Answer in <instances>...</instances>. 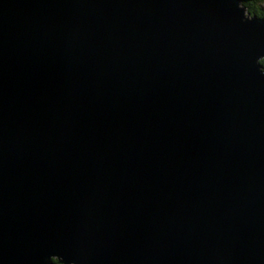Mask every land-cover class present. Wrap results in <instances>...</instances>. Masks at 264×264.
<instances>
[{
    "label": "water",
    "instance_id": "95a60500",
    "mask_svg": "<svg viewBox=\"0 0 264 264\" xmlns=\"http://www.w3.org/2000/svg\"><path fill=\"white\" fill-rule=\"evenodd\" d=\"M261 60L242 0H0V264H264Z\"/></svg>",
    "mask_w": 264,
    "mask_h": 264
},
{
    "label": "trees",
    "instance_id": "16d2710c",
    "mask_svg": "<svg viewBox=\"0 0 264 264\" xmlns=\"http://www.w3.org/2000/svg\"><path fill=\"white\" fill-rule=\"evenodd\" d=\"M245 7L248 8V11L253 15L256 14L258 16L264 17V12L259 8L262 0H242ZM262 66L264 67V60L260 61ZM54 264H61L57 259L53 260Z\"/></svg>",
    "mask_w": 264,
    "mask_h": 264
},
{
    "label": "rangeland",
    "instance_id": "374dc122",
    "mask_svg": "<svg viewBox=\"0 0 264 264\" xmlns=\"http://www.w3.org/2000/svg\"><path fill=\"white\" fill-rule=\"evenodd\" d=\"M259 8L261 9L262 12H264V0H262Z\"/></svg>",
    "mask_w": 264,
    "mask_h": 264
}]
</instances>
